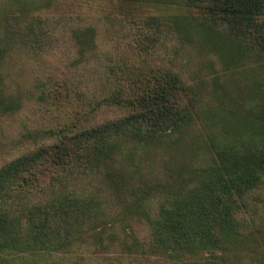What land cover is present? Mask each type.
Here are the masks:
<instances>
[{"label":"trees","instance_id":"trees-1","mask_svg":"<svg viewBox=\"0 0 264 264\" xmlns=\"http://www.w3.org/2000/svg\"><path fill=\"white\" fill-rule=\"evenodd\" d=\"M51 1L197 15L0 21V264H264V0ZM190 28L231 55L203 49L211 87L180 61Z\"/></svg>","mask_w":264,"mask_h":264},{"label":"rangeland","instance_id":"rangeland-1","mask_svg":"<svg viewBox=\"0 0 264 264\" xmlns=\"http://www.w3.org/2000/svg\"><path fill=\"white\" fill-rule=\"evenodd\" d=\"M121 3V2H120ZM7 15H18V16H43L46 17L45 20H48V17L51 19L52 17H80L84 19H95L102 18V22L104 23V18L108 19L111 16L116 17H125V16H141V17H153L160 16L163 18H178L181 20L183 24V18H191L192 16H196L197 12L186 8L183 5H165V4H153V3H145V2H130L126 1L121 4H117V2L111 3H99V2H82V1H74V2H59L56 3L51 0H0V21L6 17ZM191 30V28H190ZM187 33L184 35L185 39L190 41L191 47H186V49H190L194 55V61H190L188 56L182 58L180 61L183 65L186 66L187 70L191 73V76L195 77L199 83L202 81L208 82L207 80H214L215 83V75L210 74L209 68L206 66V62L208 57L210 56L208 53L203 51L206 48L218 50L222 54V57L228 60H231L230 53L228 51L227 46H225L222 42L219 41L218 38H215L209 34L203 33L202 31H197L192 29L186 30ZM49 32L56 34L58 33L56 28L55 30L49 29ZM184 34V33H183ZM60 38L61 46H68L66 43V37L62 34L58 35ZM183 38V36H182ZM196 44H200L202 50L196 48ZM214 44L213 47L208 45ZM9 49L7 45L6 50ZM13 52L16 56L14 59V67L20 72V80L23 82L26 74L28 72L27 62L30 60L31 56L28 55L24 50ZM72 54H69L67 50V54L64 59L67 58L71 60ZM32 59V58H31ZM63 59V60H64ZM49 61L52 62L53 67H57L58 59L55 56H52ZM70 64V63H69ZM68 64V66H69ZM231 66H235V64L230 63ZM217 67V66H215ZM218 73L222 70L220 67H217ZM231 82V81H230ZM228 84L229 82L223 79H218L216 81V86L219 84ZM208 86L211 87V82H208ZM211 103L207 101V98L204 96L201 98V107L207 106V104ZM216 113H210L209 115H215ZM24 116V114H22ZM217 122V115L213 117H209L204 119V122H201L203 125H210L211 127H215ZM242 120H233L232 122H228L223 127L224 132L229 134L231 138H245V131H243ZM207 127V126H206ZM223 131V130H222ZM4 141H7L9 138L8 135L4 134ZM141 154V152L139 153ZM137 154V155H139ZM136 155V156H137ZM137 158V157H136ZM141 163V162H140ZM139 161H135V164H131L129 169L133 170L137 165H140ZM145 170L144 167L140 166L139 171L143 172ZM155 178H152L151 181L160 182L159 181V168L154 170ZM125 250L119 249L118 252H124ZM100 254H104L103 251H98ZM206 258H210V255H205Z\"/></svg>","mask_w":264,"mask_h":264}]
</instances>
